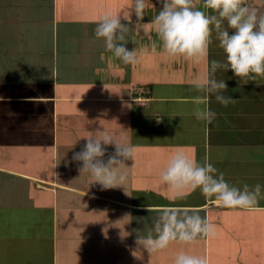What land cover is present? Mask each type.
Returning a JSON list of instances; mask_svg holds the SVG:
<instances>
[{
    "label": "crops",
    "instance_id": "1",
    "mask_svg": "<svg viewBox=\"0 0 264 264\" xmlns=\"http://www.w3.org/2000/svg\"><path fill=\"white\" fill-rule=\"evenodd\" d=\"M104 1L0 0V264H173L179 251L208 264H264V199L229 209L185 189L184 199L172 200L159 177L181 151L201 163L207 157L230 184L264 185V79L242 84L231 70H218L224 95L236 102L224 107L209 97L217 118L197 121L191 82L207 77L211 60L224 59L215 33L205 57L176 56L162 72L170 62H158L154 38L129 25L127 47H136L139 62L123 64L95 27L105 13L127 15L132 0H107L108 8ZM155 2L147 0L145 23L160 8H150ZM247 5L264 13V0ZM6 20L15 26L9 38ZM142 84L145 99L135 102ZM103 130L133 148L134 160L120 166L124 187L101 190L72 160L86 142L81 136ZM113 152L108 146L104 159ZM165 206L198 211L216 234L135 260L136 235H146ZM18 225L39 237L13 230ZM31 238L39 242L26 254Z\"/></svg>",
    "mask_w": 264,
    "mask_h": 264
},
{
    "label": "clouds",
    "instance_id": "2",
    "mask_svg": "<svg viewBox=\"0 0 264 264\" xmlns=\"http://www.w3.org/2000/svg\"><path fill=\"white\" fill-rule=\"evenodd\" d=\"M158 3V12L147 23L144 22L147 0H132L127 15H101L96 21L95 36L103 38L105 49L112 57L123 64L135 65L139 62L137 49L129 50V41H126L129 25L138 33L154 38L169 57L195 60L207 55L215 33L224 59L211 60L207 77H198L191 82V89L197 93L192 97V115L197 121L210 125L217 114L208 107L209 97L214 96L224 107L236 102L231 96L224 95L228 86L225 80L215 78L218 70H231L242 84L253 81L259 86V80L264 79V13L248 6L247 0H158ZM147 24H151V28L146 27ZM131 42L135 44L134 39ZM80 138L86 142L72 156V160L80 165V174H89L92 177L90 183H98L101 190L124 187L127 173L120 166L126 160H134L133 148L106 130L100 131L99 135ZM108 146H114V152L105 160ZM159 177L171 191L172 200L184 199L185 189H199L206 200L229 209H252L264 199V185L245 183L238 187L230 184L225 180V174L219 172L207 157L201 163L181 151L170 157ZM148 211L152 209L149 207ZM215 234V226L198 211L165 206L159 209V215L147 234L136 235V247L131 253L135 260L143 262L144 252L150 258L173 242L192 244L198 238ZM126 236L121 235V239ZM173 264H208V259L179 251Z\"/></svg>",
    "mask_w": 264,
    "mask_h": 264
},
{
    "label": "rangeland",
    "instance_id": "3",
    "mask_svg": "<svg viewBox=\"0 0 264 264\" xmlns=\"http://www.w3.org/2000/svg\"><path fill=\"white\" fill-rule=\"evenodd\" d=\"M104 3H105V6H107V0H105ZM119 3H120V4H123V0H118L116 5H118ZM155 3H156L157 5H151L150 8H153V9H157V8H159V7H158V3H157V2H155ZM159 6H160V4H159ZM107 8H108V6H107ZM106 11H107V9H106ZM5 22H6V23H3V21L1 22L2 27L4 26V29H2V32H4L3 34H5V35L9 38V37H10V33L14 30V27H15V26H14L13 22H10V21H8V20H6ZM148 28H151V26H149ZM25 31H26V30H25ZM160 52H161V53L156 54V55H158V62L161 63V64H165L164 60H165L167 63L170 62V65H169L168 67H166V69H163L162 72H164V71H166V70H170V66L174 64L175 57H169V56H168L166 53H164L161 49H160ZM150 56H151V54H150ZM163 59H164V60H163ZM26 226H27V225H26ZM13 230H15L16 232H19V233L24 234L25 237H28V236H36V237H39V236L37 235V233H34L31 229H28L27 231H23V230H21V226H20V225H18V227H16V228H13ZM10 234H12V232H11ZM31 239H32V242H30V245H29V247H28V250H26V251H27L26 254H28L30 248H31V250H32V248H33V249H34V248H37V247H36V244L38 245L37 242H39V241H38L37 239L34 241V238H31ZM34 242H35V243H34ZM26 245H28V244H23V246H22V250L25 249ZM30 252H31V251H30ZM40 254H41V253H40ZM33 255L36 256L37 253H34ZM33 260H35L34 257H33ZM33 260H32V261H33Z\"/></svg>",
    "mask_w": 264,
    "mask_h": 264
},
{
    "label": "built area",
    "instance_id": "4",
    "mask_svg": "<svg viewBox=\"0 0 264 264\" xmlns=\"http://www.w3.org/2000/svg\"><path fill=\"white\" fill-rule=\"evenodd\" d=\"M136 87V90L135 93H137V97L134 98V101L135 102H139V103H142L144 101V97H143V92H145V86L142 84V85H139V86H135Z\"/></svg>",
    "mask_w": 264,
    "mask_h": 264
}]
</instances>
